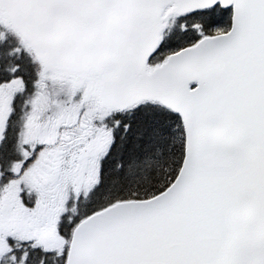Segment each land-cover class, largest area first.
I'll return each instance as SVG.
<instances>
[{
  "label": "snow or ice",
  "instance_id": "obj_1",
  "mask_svg": "<svg viewBox=\"0 0 264 264\" xmlns=\"http://www.w3.org/2000/svg\"><path fill=\"white\" fill-rule=\"evenodd\" d=\"M0 264H264V0H0Z\"/></svg>",
  "mask_w": 264,
  "mask_h": 264
}]
</instances>
